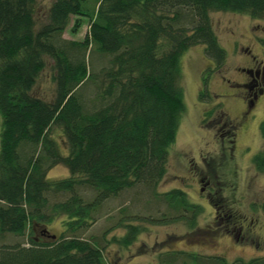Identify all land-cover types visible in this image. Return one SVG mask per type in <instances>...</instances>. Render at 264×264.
I'll use <instances>...</instances> for the list:
<instances>
[{
  "label": "trees",
  "instance_id": "trees-1",
  "mask_svg": "<svg viewBox=\"0 0 264 264\" xmlns=\"http://www.w3.org/2000/svg\"><path fill=\"white\" fill-rule=\"evenodd\" d=\"M35 3L0 0V235L27 234L30 242L1 248L0 264H110L80 232L106 200L136 187L177 212L172 220L194 228L200 207L180 189L157 191L184 112L181 57L201 45L206 57L224 60L210 14L264 19V0H52L44 23ZM72 18L73 32L89 23L82 41L61 39ZM87 51L106 64L89 70ZM48 64L51 99L34 91ZM259 133L264 143V117ZM253 162L264 172V151ZM57 165L69 176L48 180ZM81 188L94 192L91 202ZM57 194L67 198L50 203L48 196ZM62 215L61 235L37 240L35 230ZM126 227L112 240L128 249L142 230ZM163 255L166 264L178 255L183 264H264L190 251Z\"/></svg>",
  "mask_w": 264,
  "mask_h": 264
},
{
  "label": "rangeland",
  "instance_id": "rangeland-1",
  "mask_svg": "<svg viewBox=\"0 0 264 264\" xmlns=\"http://www.w3.org/2000/svg\"><path fill=\"white\" fill-rule=\"evenodd\" d=\"M51 2L52 0H36L35 11L38 19H41L40 23L46 22L44 17ZM210 19L217 41L226 51L225 65L220 73L227 78H233L231 71L239 63L231 53V44L240 41L241 34H251L249 27L258 22L247 15L232 12H213ZM73 24L74 18L61 39L82 41L88 33L89 23L83 20L74 32ZM202 49L201 45L192 47L181 57L180 86L184 91V112L179 121L175 142L170 148L165 176L157 186L160 193L180 189L186 193L190 202L200 207L196 226L190 228L183 221L172 220L177 216V212L170 209L166 202H157L151 195L145 194L143 188L125 190L116 198L106 200L93 211L89 227L80 232L83 239H93L97 242L103 250L104 258L110 264H166L169 255L163 254L179 251L220 257L229 263L235 260L247 262L251 259H264V172L257 170L252 160L257 152L264 151V143L259 133V124L264 116L263 107L259 106L256 111L258 115L250 119L244 129H236L233 135L226 133L228 130H234L232 126L235 115L227 104L223 110L228 116L203 114L208 108L207 104L215 102L212 98L213 92H219L215 88L218 82L216 79L219 78L214 76L210 79L209 88L213 97L203 103L198 93L202 76L207 73V62L204 60ZM85 60L89 70L106 64V61H100L95 55L90 59L89 51L85 54ZM217 73L218 71L215 74ZM52 75L48 64L35 86L34 91L45 99H51L54 93ZM92 90L90 88L84 91L86 102L92 99ZM211 109L215 110L213 107ZM60 134L53 133V136L64 151L65 145ZM200 154H204L206 158L213 157L214 163L211 166L202 164ZM203 169L213 178L211 187L207 186L205 181L200 182L198 173ZM68 176V170L57 165L49 170L47 179L54 181ZM209 190L214 192L212 201L211 197L208 198ZM79 193L85 202H91L95 195L88 188L79 189ZM48 197L50 203L67 198L65 194ZM215 209L217 214L213 211ZM223 210L238 216L236 219L241 220L247 236L242 233L238 236L239 240H236V231L230 235L225 233L222 225L225 222L222 221ZM66 220L64 215L59 216L47 224L46 229L52 235L60 236ZM128 224L136 225L142 232L126 249L112 239L122 237ZM16 244L28 247V235H0V250ZM180 257L181 255L177 258L174 256L175 264H183Z\"/></svg>",
  "mask_w": 264,
  "mask_h": 264
},
{
  "label": "flooded vegetation",
  "instance_id": "flooded-vegetation-1",
  "mask_svg": "<svg viewBox=\"0 0 264 264\" xmlns=\"http://www.w3.org/2000/svg\"><path fill=\"white\" fill-rule=\"evenodd\" d=\"M254 21H257L258 24L249 27L251 34L249 32H247L248 35L241 34L242 39L231 44V53L239 63L231 71L233 78H227L220 73L225 65L224 60L217 62L214 58L206 57L203 53L204 60L207 62V73L205 72L202 76V82L198 88L199 99L203 103L213 97L209 88L210 79L214 78V76L219 78L216 79L218 82H216L217 87H215L219 92H213L214 97L212 99L215 102L214 104H207L208 108L203 114L206 116H228L227 112L223 110V107L227 104L229 110H232L233 114H235L232 126L234 130L226 131V133H232V135L236 133V129H244L247 122L258 115L256 111L259 106L263 107L262 113H264V19H254ZM241 42L246 44H240ZM217 71L218 73L215 74ZM211 107L215 110H212ZM233 156L235 157L236 154L234 153ZM200 159L202 164L207 166H211L214 163V159L211 156L206 158L204 154H200ZM198 175L201 177L200 182L205 181L206 185L211 187L210 183L213 182V178L210 173L205 172L203 169V171H199ZM213 194V191H208V198L211 197V201ZM213 211L217 214V209ZM222 213V221H225L222 225L227 235L236 231L234 238L236 240H239L238 236H241L242 233L247 236V232L244 231V227L241 225V220L236 219L238 216L231 214L230 211L226 212L223 210ZM35 231L37 240L38 238L48 240L55 236L46 228L39 227ZM245 235L244 237H246ZM230 238L229 240H231Z\"/></svg>",
  "mask_w": 264,
  "mask_h": 264
},
{
  "label": "water",
  "instance_id": "water-1",
  "mask_svg": "<svg viewBox=\"0 0 264 264\" xmlns=\"http://www.w3.org/2000/svg\"><path fill=\"white\" fill-rule=\"evenodd\" d=\"M45 231H47V230H45ZM55 237H56V236H52V239H55Z\"/></svg>",
  "mask_w": 264,
  "mask_h": 264
}]
</instances>
